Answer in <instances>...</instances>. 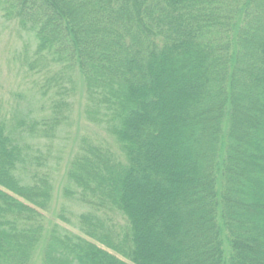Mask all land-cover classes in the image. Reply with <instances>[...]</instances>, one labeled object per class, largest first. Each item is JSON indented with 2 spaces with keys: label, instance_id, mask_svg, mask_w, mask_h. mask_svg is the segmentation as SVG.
<instances>
[{
  "label": "rangeland",
  "instance_id": "obj_1",
  "mask_svg": "<svg viewBox=\"0 0 264 264\" xmlns=\"http://www.w3.org/2000/svg\"><path fill=\"white\" fill-rule=\"evenodd\" d=\"M219 1H130V7L138 9L135 22L144 27L151 22L162 44L143 29L134 40L117 37L116 26L134 34V19L128 18L123 0H0V201L9 202L6 211L0 208V264H41L44 254L49 264H182L186 256L187 264L211 263L203 249L216 232L207 203L221 136L214 124L222 85L232 71L229 33L241 0H223L225 7L213 4ZM247 11L238 84L243 68L264 81L254 10ZM183 13L189 22L179 18ZM133 42L135 88L125 70ZM187 55L191 66L184 74L180 71ZM117 91L119 96L112 95ZM237 95L239 104L238 90ZM134 98L154 100L139 114V131L145 135L143 128H152L145 141L161 146L154 155L157 161L160 154V169L141 159L143 183L149 192L157 191L144 195L147 242L125 175L131 143L127 113ZM262 103L252 123H235L239 135L231 148L234 157L241 159L250 142V157L258 142L264 145ZM179 116L188 118L181 133L171 137L167 131ZM168 136L190 138L184 153L182 140L165 150ZM236 167L232 163L227 182L234 208L258 192L252 191L250 174L239 175ZM258 179L264 188V174ZM108 181L115 185L105 189ZM115 187L124 188L120 200ZM101 196L115 198L113 204L126 214L99 206ZM185 213H191L190 218L176 226V218ZM199 235L204 241L201 251L195 245Z\"/></svg>",
  "mask_w": 264,
  "mask_h": 264
},
{
  "label": "trees",
  "instance_id": "obj_2",
  "mask_svg": "<svg viewBox=\"0 0 264 264\" xmlns=\"http://www.w3.org/2000/svg\"><path fill=\"white\" fill-rule=\"evenodd\" d=\"M127 4L128 18L131 16L134 19L131 23L134 34L127 35L123 29L119 26H116V35L117 37L123 39L127 37H132L134 40L135 33L139 32V29H143L146 36L153 38V40L157 43H162L163 40L157 31L154 29L153 24L151 22L146 23L147 26L144 27L140 23L135 22V14L138 15V9L130 7V1L135 0H123ZM138 1V0H137ZM170 4L173 3V0H167ZM191 2V1H189ZM218 2H214L213 4H218L219 6H227L226 1L220 0ZM136 4V2H135ZM234 4H229V8H234ZM239 13L234 17L231 27H230V40H229V49H230V57L231 59V74L228 76L226 82L222 85V92H220V100L218 110V117L215 120V127H219L221 136L219 140V145L217 149V154L215 157L216 160V168L212 175V198L211 202H207L211 207V215L213 219V224H216V232H214L210 239V242L207 243V249H203V251L208 250L209 257L211 259L210 264H214L213 260H215L218 264H264V188L261 187V181L258 179L261 175L264 174V145L262 142H258L256 144V152L251 155L249 146L246 147L245 155L240 159V157H234L233 153H231V148L234 143V137L239 135L237 129L235 128V123L239 122L241 119V123L247 125L248 123H252L255 120L253 114H256L254 110L258 108V106L263 101V91H264V81H261L257 75H248L249 69H242L240 72L239 84L237 83V70L239 66V50L241 47V38L243 35V28L248 22V18L246 17L249 8H253V21H254V34L256 35V44L257 50L259 54V66L261 71L264 74V0H241L240 1ZM59 9L58 7L54 8ZM23 10V9H22ZM58 12V10H57ZM184 16V17H183ZM186 14L183 13L182 16L179 15L181 20H185ZM196 18V17H195ZM207 19V18H202ZM140 22V21H139ZM184 22V21H183ZM185 22H189L185 20ZM153 35L155 37H153ZM128 44H131V41L128 40ZM148 47L151 45L145 40ZM132 43L130 52L128 53V66L125 69L128 73L129 83L132 84L135 88L137 84V67L135 65V61L133 59V46ZM156 43V44H157ZM253 42L250 40L251 45ZM160 49V44H157ZM242 48V47H241ZM251 55V54H250ZM249 55V56H250ZM189 56H186V61L182 62V64H186L180 72L184 74L188 73V70L191 66V61H189ZM251 58V56H250ZM79 61L82 64V57H79ZM238 61V62H237ZM250 67H252L251 60L248 62ZM248 63H244V66ZM249 67V68H250ZM258 69V66L256 67ZM83 73V71H82ZM172 73V72H171ZM84 74V73H83ZM178 77L176 80H182V75L178 73L176 75ZM264 80V77H263ZM135 84V85H134ZM237 90L239 91L240 102L238 104V95ZM159 92L155 93L156 97ZM212 93H209V95ZM112 95L119 96V92L113 93ZM135 97V96H134ZM154 99V98H153ZM130 101V100H129ZM152 99H143L139 102L132 100L130 109L127 113V134L131 139V143L128 146L127 153L129 155V159L126 157L127 171L125 173L127 177L128 184L130 188L133 190V202L135 205L136 214L139 216V227L142 228L143 235L146 239V231L149 226V221L145 220V215L147 212V202L144 199L145 194H150L152 196L154 192H149L147 189L149 185L144 181L141 177V159L143 158L145 161L150 160L155 165H157L158 169L161 167V159L160 154L158 155V160L154 158V155L158 153L161 149V146L155 144L156 142H146L145 138L153 132V129L150 127L143 128V132L145 135L140 134L139 131V114L141 112H145V109L150 105H153ZM239 106V109H238ZM262 112L260 114L261 126H262V135L264 136V102L261 105ZM146 114V113H145ZM176 117V116H175ZM188 117L185 116L181 118L180 116L175 119V124L171 123L169 126V130L167 131V135L173 136L175 132L179 131L181 133L180 127L183 126L182 122L186 123ZM181 122V125L179 124ZM179 124V125H178ZM200 127V126H198ZM197 127V128H198ZM157 130V128H156ZM191 130V128H190ZM158 131V130H157ZM156 132V131H155ZM194 132H188L189 135H193ZM237 134V135H236ZM236 135V136H235ZM166 138V151L172 150L175 142H182L179 144L180 150L183 152L182 148L186 149V142L189 141L190 138L181 139L179 136L176 139H171L170 137ZM177 136V135H176ZM201 139V137H197V140ZM171 140H175L173 143ZM184 140V141H183ZM205 142V141H204ZM184 153V152H183ZM145 154V155H144ZM178 155H182L180 152H177ZM144 155V157H143ZM185 155V154H184ZM186 156V155H185ZM252 158V162L249 169H247V163L250 164ZM232 163L237 165V169H235V173L239 175H247L250 174L249 183L251 184L252 191L257 190V194L253 196L251 200L241 199L237 202L235 208L233 207V203L229 200V191L227 187V182H230V173L234 170L232 168ZM163 167V166H162ZM230 172V173H229ZM154 178H157L156 172L154 173ZM238 178V177H237ZM172 185H176L175 182H169ZM106 185L105 189H110L109 187L114 186L113 181H108V183H104ZM112 190V189H111ZM116 196L120 200L125 195L124 188L119 189L115 187ZM4 193V192H2ZM235 193V192H234ZM110 194V193H109ZM111 195V194H110ZM159 195H162L159 194ZM149 196V197H150ZM114 198V197H113ZM144 203H143V200ZM115 198L112 200L110 197L101 196L99 206L109 207L110 209H115L123 214H126L125 211L120 210L116 207ZM117 201V200H116ZM169 201V200H167ZM13 202H17L14 200ZM118 202V201H117ZM179 201L176 202V205H179ZM9 206V202L7 200L0 201V208L5 209ZM176 210V209H175ZM174 210V211H175ZM6 213V212H5ZM169 213V210L167 211ZM4 215V214H3ZM6 215V214H5ZM11 215V213L7 214ZM190 214L185 213L182 216V219L176 218L180 221L178 225H182V220L185 218H190ZM4 217V216H2ZM1 219V218H0ZM2 220H0L1 223ZM129 221V220H128ZM156 225V224H155ZM132 227V226H131ZM198 240L195 241L196 250L201 251L204 246V241L200 238V235L197 237ZM147 242V239H146ZM48 241L45 243V247L47 250ZM73 249V246L71 247ZM21 250V248H19ZM18 249V250H19ZM45 250V248H44ZM202 251V252H203ZM22 253V250H21ZM46 253V251H45ZM197 254V255H196ZM195 257H199L198 253H193ZM188 257H183L181 259L182 264H187ZM31 261H28L27 264H30ZM32 264V263H31ZM41 264H49V258L44 254L43 260Z\"/></svg>",
  "mask_w": 264,
  "mask_h": 264
}]
</instances>
